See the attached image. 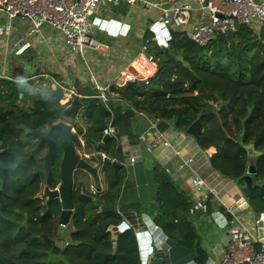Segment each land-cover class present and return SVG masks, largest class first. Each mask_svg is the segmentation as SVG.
<instances>
[{
    "label": "trees",
    "instance_id": "obj_1",
    "mask_svg": "<svg viewBox=\"0 0 264 264\" xmlns=\"http://www.w3.org/2000/svg\"><path fill=\"white\" fill-rule=\"evenodd\" d=\"M151 39H144L147 46L152 47ZM153 49L149 50L158 67L148 85L136 83L117 90L119 100L128 106L112 101L104 105L95 98L82 100L89 103L83 115L88 127L84 134L80 130L77 134H82L84 154L105 155L99 170L105 188L101 194H92L91 185L102 190L98 183L85 171L74 172L73 215L68 234L63 236L66 242L57 234L59 201L47 205L44 194L45 189L53 190L59 184L61 151L55 148L46 173L31 155L33 145L17 137L24 129L50 126L63 108L50 111L38 106L31 114L19 116L0 108V151H6L0 155V166L5 169L0 179V254L11 264H140L133 228L122 231L115 242L106 232L120 226L123 218L133 223V210L140 217L145 212L139 210L138 203L122 201L124 175L120 170L114 173L111 166L112 161H123L117 139L124 135L132 141L133 133L138 134L135 113L160 120L165 124L162 129L169 124L182 133L198 120L203 131L197 145L202 151L215 150L209 158L214 172L237 181L253 166L257 186L247 201L255 215L264 213V26L259 32L238 26L236 32L218 36L206 47L198 46L184 32H171L166 47L154 45ZM1 86L15 92L13 82L0 79ZM7 99L13 106L12 93ZM111 118L118 133L104 148H97L100 126ZM248 145L260 156L248 157L244 150ZM152 175L157 189L154 203L162 204L152 222L166 238L194 252L196 264H206L208 253L188 214L192 204L174 188L164 170L154 167ZM130 186L124 184L123 190L128 192ZM90 198L115 210L104 216L98 212L92 215ZM206 206L208 213L207 202Z\"/></svg>",
    "mask_w": 264,
    "mask_h": 264
},
{
    "label": "crops",
    "instance_id": "obj_2",
    "mask_svg": "<svg viewBox=\"0 0 264 264\" xmlns=\"http://www.w3.org/2000/svg\"><path fill=\"white\" fill-rule=\"evenodd\" d=\"M146 1L166 4L169 0ZM187 2L195 5L191 0H187ZM160 9L146 10L141 4L126 5L123 3H119L117 6L101 7L93 16L94 35L101 47L97 50L87 49L82 56L71 55L66 50L61 33L44 26L39 35H30V25L27 21L14 19L8 22L5 14L2 13L6 21L0 27L5 28L8 23L9 34L0 38V79L13 82L15 92L13 93L9 88L0 87V108L2 111H11L16 116H19L22 113L31 114L34 108L36 109L38 106L54 111L52 104L53 100H56L59 103L58 107L61 106L62 110H64L73 99H79L83 102L82 100L95 98L98 94L96 86L106 88L107 92L111 94L106 102H101L102 104L107 105L112 101L113 103L116 102L120 105L128 106L124 101L119 100L117 94L118 91L131 85V83H125L122 80L123 75L127 72H139L150 78V80L153 79L157 72L158 61L149 49L154 50V45L161 48L167 46V42L166 45L161 44V39L158 37V35L165 37L162 32L164 30L159 24ZM200 18H202L201 12L194 13L190 27L195 23V20L199 21ZM171 32L178 31L169 30L170 34ZM130 34L138 39V43H129L127 38ZM150 37H152V47L150 45L147 46V42L144 40L146 38L150 41ZM21 39L26 45L22 48H13L12 45ZM150 56L153 58V63H149L147 60ZM6 68L9 72L12 70V73L14 72L13 70L19 68H27V70L30 68L33 73L29 77L21 76L22 74L16 76L15 73L13 76L11 73H4ZM16 85H22V93L18 92ZM11 93L14 99L13 106L8 103L7 99ZM4 101L5 103H3ZM84 110L85 107L79 112L74 121L63 120L70 125L71 130L75 133L80 130L84 134L88 127L87 123H85L86 127L83 124ZM61 117L54 123L60 121ZM134 119L135 130L138 134L134 135L133 133L132 141L124 135L117 139L123 161L119 164L116 163L119 165L118 170L124 172L122 201L138 203L140 206L139 210L144 208L143 211L145 210V212L140 217L139 213L133 210V223L123 218L121 226L126 225L127 229L133 228L135 236L140 235L141 232L147 231V225L144 222L145 217H148L152 222V215L159 212V207L162 204L154 203L157 189L152 175V168L157 167L165 171L174 188L181 192L192 205L200 198V194L194 189L192 184L194 179L199 178L204 181L205 191L208 188L218 190L219 194L217 196H213L209 192L205 194L207 195L206 202L209 211L205 214L200 212L198 215V220L208 221L216 229L215 233L210 232L204 235L198 232L201 245L202 243L207 244L208 240L211 241L210 245H202V247L208 253V259L213 261V264L219 262L222 249L228 241L231 214L239 218L246 229L258 236L256 215L250 210L248 199L242 189L237 185L236 181L223 177L211 168L209 158L215 153L213 148L202 151L197 145L199 139L196 141L186 132H179L169 124H166V127L162 129L161 127L165 124L159 120L155 123L157 131L171 145L169 148L157 147L152 152H147L145 150L147 145L145 133L155 119L149 118L142 113H135ZM106 125L112 131L109 136L114 138L118 130L113 123V118L104 124L105 128ZM81 135L77 134L82 142ZM104 136L101 130V139ZM100 154L104 162L106 157L104 154ZM130 158L135 159L134 163L129 164ZM188 159L192 160L191 163L179 169V165ZM96 163L95 161L94 165ZM249 170L252 171L253 168L251 167ZM100 180L103 182V175L99 172L98 183ZM124 184L126 186L127 184L131 185V189L128 192L123 190ZM98 185L102 189L100 192H103L102 185L104 183ZM152 207L154 208L153 211L151 210ZM194 215L189 214L192 221L197 223ZM196 223L194 227L198 230ZM136 240L140 264H145L143 256L145 253L144 257L146 258L148 245L146 242L144 244L141 243L137 237Z\"/></svg>",
    "mask_w": 264,
    "mask_h": 264
},
{
    "label": "built area",
    "instance_id": "obj_3",
    "mask_svg": "<svg viewBox=\"0 0 264 264\" xmlns=\"http://www.w3.org/2000/svg\"><path fill=\"white\" fill-rule=\"evenodd\" d=\"M169 0L166 4H158L146 0H0V12H3L8 22L14 19L27 21L30 25V35H39L46 26L63 35L64 47L74 56H82L87 50H97L101 44L94 40L93 16L103 6H117L141 4L144 9L161 8L159 24L165 37L158 35L160 43L165 44L170 39L169 30L184 32L198 46L206 47L218 36H226L236 32L238 26H245L258 32L264 26V0ZM201 12L202 18L195 20L191 26L194 13ZM188 29V30H186ZM9 34V24L0 27V38ZM26 43L23 39L12 45L13 48H22ZM153 63V58H147ZM122 80L125 83L148 85L150 78L139 72H127ZM96 99L107 101L109 95L106 88L96 86ZM155 119L145 133L147 145L145 150L152 152L157 147L169 148L170 142L157 131ZM112 133L106 127L102 134ZM135 159L130 158L129 164ZM191 159L182 162L179 169L191 163ZM194 189L200 194L189 209V214L207 212L206 193L213 196L219 194L215 188L205 191L203 180L196 178L192 181ZM92 194L95 191L91 190ZM257 224V221H256ZM228 241L222 249L217 264H264V243L261 238L244 227L241 220L231 214ZM106 232L111 233L107 228Z\"/></svg>",
    "mask_w": 264,
    "mask_h": 264
},
{
    "label": "water",
    "instance_id": "obj_4",
    "mask_svg": "<svg viewBox=\"0 0 264 264\" xmlns=\"http://www.w3.org/2000/svg\"><path fill=\"white\" fill-rule=\"evenodd\" d=\"M16 89L19 93L21 92L22 85H16ZM83 104L79 99H73L69 106H67L62 112V119L56 123H52L50 126L44 129H37L34 131H25L26 134H31L34 138L38 140L35 150H39L41 147L46 148V152L43 155L42 161L44 163V170L47 172L50 168L51 160L54 156L55 148L58 147L61 151V159L59 162V184L53 189H45V194L47 195V205L58 200L60 204V215L58 219L57 233L58 237H63L64 227L69 228V221L73 215V204L71 199L72 186H73V174L75 171H85L89 173L92 178L98 180V172L103 166L102 155L100 153L94 154L92 157L96 160V164H89L88 159L79 154V150L82 149L80 139L75 132L71 130L68 123L63 120H76L79 112L83 110ZM105 126H101L100 129L104 130ZM203 128L200 122L197 120L191 123L186 134L193 137L196 141ZM109 135L104 136L100 143L97 144V148H104L105 143L110 139ZM244 150L248 157L256 158L260 156L258 152L252 145L244 147ZM6 151H0V155H5ZM111 166L114 168L115 173L119 169V165L116 162H112ZM253 168L250 165L247 168L246 175L236 181L237 185L242 189L244 195L249 199L251 191L257 186V182L252 176L254 169L252 171L249 168ZM5 169L0 166V179L3 178ZM93 202L94 207L99 211L101 216H104L110 212L114 211V206L103 204L100 200L90 198ZM257 228L259 231L258 237L264 243V213L256 215ZM147 225V231L141 232V234L136 237L140 239L141 243L148 245L146 249L143 260L145 264H196V255L190 249L180 246L174 243L170 239L166 238L162 231L157 228L148 217L144 219ZM111 238L113 242L116 241L120 233L127 230V226L111 227ZM64 242L67 241L65 237ZM145 247V246H144ZM114 251V250H113ZM1 264H11L12 261L4 258L0 254ZM206 264H213V261L207 260Z\"/></svg>",
    "mask_w": 264,
    "mask_h": 264
},
{
    "label": "rangeland",
    "instance_id": "obj_5",
    "mask_svg": "<svg viewBox=\"0 0 264 264\" xmlns=\"http://www.w3.org/2000/svg\"><path fill=\"white\" fill-rule=\"evenodd\" d=\"M3 12H0V25L2 26L4 23H5V21H6V19H5V16H3V14H2ZM13 25H15V23H13ZM13 27V26H12ZM93 38H94V40L95 41H97L96 40V38H95V35L93 36ZM127 40L129 41V43L131 42V43H133V44H136V43H138V39L134 36V35H132V34H130L129 36H128V38H127ZM98 42V41H97ZM1 69V68H0ZM12 71V70H11ZM9 72L8 71V69L6 68L5 69V71H4V73H11V75H15L16 74V76H19L20 74H22L21 76H31L32 75V73H33V70H31L30 68L27 70V68H19V69H17V70H13L14 72L12 73V72ZM21 72V73H20ZM35 72V71H34ZM15 73V74H14ZM10 75V76H11ZM9 76V75H8ZM55 91H56V89H55ZM55 91H53V92H55ZM52 97H55V96H52ZM57 98V97H56ZM58 99V98H57ZM100 102H102L101 100H99ZM82 104L84 105V107H85V109H86V107L88 106V101H86V102H82ZM59 103H58V101H56V100H53V104H52V107H53V109H54V111H56L59 107ZM83 112H85V110L83 111ZM82 112V113H83ZM82 113L80 114V121H81V115H82ZM83 124H85V122H83ZM85 127H86V124L84 125ZM103 126V125H102ZM101 127V126H100ZM106 127H107V125H106ZM27 129H24L23 130V132H21L20 130V132L21 133H24V134H21V133H18V135H17V137L20 139V140H22L23 141V143L24 142H26L27 141V137H26V135H28V134H26L25 133V131H26ZM101 130V129H100ZM103 131V130H102ZM30 140L31 139H33L32 137V135L30 134ZM80 139V138H79ZM83 142V141H82ZM81 142V140H80V143H81V145L82 146H84V143H82ZM26 144V143H25ZM32 146V145H31ZM44 149V148H43ZM46 149V148H45ZM82 149H83V147H82ZM79 150V154L81 155V156H84V155H86V154H84V152H83V150ZM38 151H40L39 153H38ZM43 153H44V150H35L34 149V152L31 154L32 155V157L36 160V161H38V166H39V170L41 171L42 170V168L44 169V163H43V161H42V158H43ZM98 153V152H97ZM94 154H96V153H88V155L87 156H84V157H86L87 159H89V158H91ZM89 164H93L94 165V161H91L90 159H89V162H88ZM45 171V170H44ZM46 172V171H45ZM48 172V171H47ZM46 172V173H47ZM5 173V172H4ZM102 174V173H101ZM124 174V172L123 171H121V175H123ZM74 176V175H73ZM103 182L100 180L99 181V183L98 184H102ZM98 186H100V185H98ZM102 187H103V189L105 188L104 187V185H102ZM100 193H102V192H100V190L99 191H97L95 194H100ZM44 194H45V192H44ZM41 196V195H40ZM47 195L45 194V203H46V201H47V197H46ZM93 203V202H92ZM47 204V203H46ZM90 208L91 209H93L94 211L92 212V215H95V213L96 212H98V210H97V208L96 207H94V205L93 206H90ZM99 214V213H98ZM200 214V212L198 213H195V218H196V220H197V223H196V221L195 222H193L194 224L196 223L197 225H198V232H201V235H204V234H206V233H210V232H213V233H215L216 232V229H215V227H213L208 221H204V220H198L199 218H198V215ZM91 215V217H93ZM194 217H193V219H195ZM58 234V233H57ZM66 234H68V228H66V227H64V229H63V236H65ZM111 234V233H110ZM63 239L65 238V237H62ZM207 244H211V241L210 240H208L207 241ZM207 244H203L202 243V245H204V246H206ZM57 246H61V242H57Z\"/></svg>",
    "mask_w": 264,
    "mask_h": 264
},
{
    "label": "flooded vegetation",
    "instance_id": "obj_6",
    "mask_svg": "<svg viewBox=\"0 0 264 264\" xmlns=\"http://www.w3.org/2000/svg\"><path fill=\"white\" fill-rule=\"evenodd\" d=\"M77 134V133H76ZM31 137V136H30ZM29 136H27V141L25 142L26 144H30V145H33V148H32V152H31V154L34 152V149H36V145H37V143H38V140L36 139V138H34V137H32L33 139H29L30 138ZM44 148V149H43ZM40 149H43L44 150V153H43V155L45 154V152H46V149H45V147H41ZM39 152V151H38ZM89 162V161H88ZM114 169V168H113ZM114 173H115V171H114ZM117 173V172H116ZM96 183H98V180L97 181H95V184ZM89 189H90V191L93 189L94 191H95V193L98 191L97 190V188L95 187V185H91L90 187H89Z\"/></svg>",
    "mask_w": 264,
    "mask_h": 264
}]
</instances>
